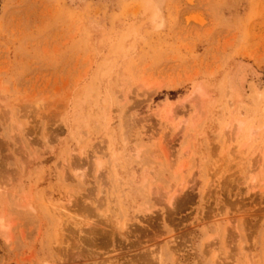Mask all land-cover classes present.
<instances>
[{"label": "rangeland", "instance_id": "obj_1", "mask_svg": "<svg viewBox=\"0 0 264 264\" xmlns=\"http://www.w3.org/2000/svg\"><path fill=\"white\" fill-rule=\"evenodd\" d=\"M0 220V264H264V0H0Z\"/></svg>", "mask_w": 264, "mask_h": 264}, {"label": "bare ground", "instance_id": "obj_2", "mask_svg": "<svg viewBox=\"0 0 264 264\" xmlns=\"http://www.w3.org/2000/svg\"><path fill=\"white\" fill-rule=\"evenodd\" d=\"M155 17V16H154ZM63 208V209H62ZM59 215H65L67 210L64 207L60 208V211L57 212ZM0 229H6V226L3 224L2 220H0Z\"/></svg>", "mask_w": 264, "mask_h": 264}]
</instances>
